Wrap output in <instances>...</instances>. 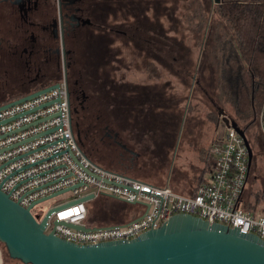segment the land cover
I'll list each match as a JSON object with an SVG mask.
<instances>
[{
    "label": "flooded vegetation",
    "instance_id": "af4514ba",
    "mask_svg": "<svg viewBox=\"0 0 264 264\" xmlns=\"http://www.w3.org/2000/svg\"><path fill=\"white\" fill-rule=\"evenodd\" d=\"M161 1L0 0V103L63 78L71 124L73 114L124 170L153 168L145 150L167 152L185 120L193 127L177 115L176 35L161 30ZM139 63L149 80L129 77Z\"/></svg>",
    "mask_w": 264,
    "mask_h": 264
},
{
    "label": "built area",
    "instance_id": "2783aa9c",
    "mask_svg": "<svg viewBox=\"0 0 264 264\" xmlns=\"http://www.w3.org/2000/svg\"><path fill=\"white\" fill-rule=\"evenodd\" d=\"M53 83L56 86L0 108V190L22 207L31 204L29 212L37 222L52 210L44 233L76 244L126 240L172 214L188 213L264 240V203L248 209L242 200L248 151L235 129L222 125L207 148L212 160L208 178L200 179L191 192H181L108 169L86 156L71 125L63 78L11 100ZM52 198L57 201L35 212L34 207ZM95 199L121 205L93 212L88 202Z\"/></svg>",
    "mask_w": 264,
    "mask_h": 264
},
{
    "label": "rangeland",
    "instance_id": "374dc122",
    "mask_svg": "<svg viewBox=\"0 0 264 264\" xmlns=\"http://www.w3.org/2000/svg\"><path fill=\"white\" fill-rule=\"evenodd\" d=\"M163 5L165 9H163ZM174 5L175 9L171 11L170 7L173 8ZM216 6L217 3L210 4L208 0L161 1V30L165 31L166 34L175 31L176 35L177 76L175 86L177 95L180 96L178 103L183 104L185 95H190L188 103L193 111L190 112L189 116L193 120H200L197 127L200 128L201 125V128L197 133L190 134L188 142L182 141V145L176 151L174 161L170 162L164 159L165 150L149 152V149H146L144 152L146 156H144L143 161H150L154 167L151 168L148 166L149 164L144 163V167H140L133 172L138 173L139 175H136L143 179L158 184L167 178L168 184L172 186L170 178L173 176L178 177L182 184L176 185L174 183V186L176 185L177 189H181V192H188L186 190L189 189V186L195 185L200 179H207L209 176L207 171L209 167L208 160L210 158L203 149L208 148L216 132H213L211 122L206 124L207 119H204L205 107L207 106L210 109L211 117L216 118V124L218 123L219 126L218 128L216 125L217 131L218 129L220 131L223 122L217 115V106H219L227 116L234 119L236 124L243 128L246 139L250 144L251 159L242 200L245 202L244 206L246 208H257L259 204L264 203V136L260 125V108L255 103L252 114L240 117L234 113L231 104L220 92L218 86L220 47L228 40L234 41V38L226 21L219 15ZM166 39L168 42L169 39ZM145 76L146 68L139 63L138 68L133 70L129 77L133 80H149ZM167 77L168 73L161 72L160 80ZM193 80H198V84L194 82L192 89H190ZM203 90L205 93L202 92ZM209 97L215 102V104H212L213 106ZM179 114H181V111L177 112V115ZM72 116L73 130H78L83 150L97 162L116 167L107 157L109 153L106 151L105 146L100 144L97 139L98 136L93 132L86 134L82 126H75V118L73 114ZM188 120L191 121L190 118ZM189 125L195 127V121H191ZM186 137L184 136V138ZM207 137L209 140L206 143ZM201 172H203L202 178L199 179ZM182 178H184V181L181 180ZM56 201L53 198L45 200L34 207V210L35 212H41ZM88 203H90V209L93 212L99 208L110 209L113 206L119 207L121 205L102 199H95ZM0 255L9 264H24L18 259L9 257L2 242H0Z\"/></svg>",
    "mask_w": 264,
    "mask_h": 264
},
{
    "label": "water",
    "instance_id": "95a60500",
    "mask_svg": "<svg viewBox=\"0 0 264 264\" xmlns=\"http://www.w3.org/2000/svg\"><path fill=\"white\" fill-rule=\"evenodd\" d=\"M54 86H44L0 104V108ZM217 114L224 126L245 139L250 163L251 149L243 129L219 106ZM74 133L79 140L78 130ZM30 206L22 207L0 190V242L9 257L24 264H264V240L188 213L172 214L130 239L76 244L51 231L44 233L46 216L52 210L37 222Z\"/></svg>",
    "mask_w": 264,
    "mask_h": 264
},
{
    "label": "trees",
    "instance_id": "16d2710c",
    "mask_svg": "<svg viewBox=\"0 0 264 264\" xmlns=\"http://www.w3.org/2000/svg\"><path fill=\"white\" fill-rule=\"evenodd\" d=\"M216 7L234 38V41L228 40L220 47V92L231 104L234 113L240 117L252 114L255 103L258 104L264 121V0H219ZM78 144L86 156L97 162L83 150L80 139ZM208 161L209 169L211 158ZM97 163L136 177L131 174V169L124 170L116 164V167H112ZM193 187L194 185L188 192Z\"/></svg>",
    "mask_w": 264,
    "mask_h": 264
},
{
    "label": "crops",
    "instance_id": "0c3cea01",
    "mask_svg": "<svg viewBox=\"0 0 264 264\" xmlns=\"http://www.w3.org/2000/svg\"><path fill=\"white\" fill-rule=\"evenodd\" d=\"M136 80H138V79H136ZM136 83H138V85H137V87H141V86H143V87H145V88H148V87H146L147 85L146 84H148V83H145L144 81L142 82V81H136ZM138 89V88H137ZM180 98V96L178 95V99ZM183 99H185V102H183V104H179L178 103V101H177V104H176V111L178 112V111H181V114L182 115H184L185 116V118H190V120L191 121H195V127L193 126L192 128H191V130H189V132H188V130H186V128H185V125L182 127V129L181 130H179V131H177V142H176V145L175 146H173L172 148H169L168 150H167V152H166V155L164 156L165 158L164 159H166V160H169L170 162L171 161H174L175 160V156H176V151H178L179 150V148H180V146L182 145V141H187L188 142V140H189V138H190V134H195V133H197L199 130H200V128H201V125H200V128L199 127H197V124L198 123H200V120H193L189 115H190V112L191 111H193V109L191 110V106H189V103H188V99H186L185 97L183 98ZM189 99H190V96H189ZM188 100V101H187ZM139 104H137V106H138ZM191 105V104H190ZM212 105V104H211ZM204 106V105H203ZM213 106V105H212ZM144 107H145V104H144ZM205 120L207 119V122H206V124L209 122H211L212 123V125H213V127H212V129H213V132H216V134L219 132V129H218V131H217V126H218V123L216 124V118L215 119H213V117H211V112H210V109L206 106L205 107ZM212 118V119H211ZM217 125V126H216ZM197 127V128H196ZM218 128H219V126H218ZM212 134V133H211ZM216 134H214V136L216 135ZM184 136H187L186 138H184ZM212 138V137H211ZM208 137L206 138V143L208 142ZM187 144V143H186ZM206 145V144H205ZM204 148V147H203ZM201 150V149H200ZM203 150H205V152L207 153V148L206 149H203ZM160 152V151H159ZM133 171H136V170H132V173L131 174H133V175H135L136 177H139V178H141L140 176H137V175H139L138 173H134ZM131 172V171H130ZM137 174V175H136ZM202 176V175H201ZM202 178V177H201ZM182 181H184V178H182L181 179ZM172 181V184H173V186L171 185V187L172 188H174V189H176V190H178V191H182L181 189H177V187H175L176 185H180V184H182L180 181H179V179H178V177H175V176H173V177H171L170 178V182ZM199 181V180H198ZM162 182H165V183H168V181H167V178H165V180L164 181H162ZM162 182H160V183H162ZM174 183L176 184L175 186H174ZM190 187H192V186H189V188ZM189 190V189H188ZM188 190H186V191H188Z\"/></svg>",
    "mask_w": 264,
    "mask_h": 264
}]
</instances>
